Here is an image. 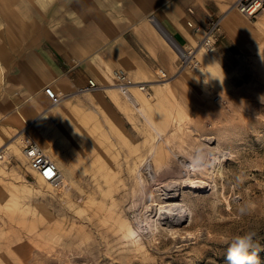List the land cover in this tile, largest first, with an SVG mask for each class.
Masks as SVG:
<instances>
[{
	"label": "rangeland",
	"instance_id": "obj_1",
	"mask_svg": "<svg viewBox=\"0 0 264 264\" xmlns=\"http://www.w3.org/2000/svg\"><path fill=\"white\" fill-rule=\"evenodd\" d=\"M239 15L220 57L200 50L183 70L185 89L156 98L158 68L147 91L131 88L142 112L118 89L109 109L81 102L87 93L67 97L69 123L43 137L56 185L3 147L0 264H227L231 239L249 232L264 247V11ZM33 139L42 146L36 129ZM190 171L200 187H190ZM173 183L183 185L175 202L191 225L157 218Z\"/></svg>",
	"mask_w": 264,
	"mask_h": 264
},
{
	"label": "crops",
	"instance_id": "obj_2",
	"mask_svg": "<svg viewBox=\"0 0 264 264\" xmlns=\"http://www.w3.org/2000/svg\"><path fill=\"white\" fill-rule=\"evenodd\" d=\"M235 1L0 0V147L27 126L32 138L36 129L47 151L51 144L43 137L69 123L65 112L72 99L52 107L47 90L73 93L91 78L107 91L84 94L80 101L109 109V92H117L108 83L114 70L152 82L157 68L170 78L150 85L156 98L185 89V71L162 29L178 44L194 46L202 31L194 33L187 21L202 26L208 17L224 15L227 38L215 49L220 57L242 21L230 9Z\"/></svg>",
	"mask_w": 264,
	"mask_h": 264
},
{
	"label": "built area",
	"instance_id": "obj_3",
	"mask_svg": "<svg viewBox=\"0 0 264 264\" xmlns=\"http://www.w3.org/2000/svg\"><path fill=\"white\" fill-rule=\"evenodd\" d=\"M230 7L239 12L244 17L252 19L262 11H264V0H236ZM188 10L190 13L192 12V9ZM221 19V15L210 16L205 20V23L202 26L194 25L192 21H187L188 26L192 28L194 33L202 31V35L197 40L194 46H185L177 43L176 46L188 52L190 56L188 60H185V58L178 56L179 69H183L184 67L186 68L192 63L193 65H196L197 59L195 57L196 55H194L193 53V50L198 46L202 47L201 50L209 53L213 52L216 49V44L220 40L224 32ZM155 76V80L157 81H164L170 78V76H168L167 73L161 68H158V70H156ZM111 80V83L118 86L119 91L123 95L129 94L132 87L147 91V82L135 81L123 69L114 70L111 74ZM103 85L104 84H99L94 79L90 78L85 84L78 86L73 93L54 94L48 90L47 92L51 99V106H55L61 103L67 97L103 90ZM214 99L218 100V97H215ZM21 134L22 135L19 143L27 160L28 171L37 180H41L52 185H56L57 183H59L60 170L56 162L48 157L39 142L33 139L27 131L21 130ZM0 160H2L1 155Z\"/></svg>",
	"mask_w": 264,
	"mask_h": 264
},
{
	"label": "bare ground",
	"instance_id": "obj_4",
	"mask_svg": "<svg viewBox=\"0 0 264 264\" xmlns=\"http://www.w3.org/2000/svg\"><path fill=\"white\" fill-rule=\"evenodd\" d=\"M230 9L233 10V8L230 7ZM236 11V10H235ZM223 17L224 15L222 16V21H223ZM161 28V27H160ZM162 29V28H161ZM162 32L163 34L165 35V38L167 40V42L169 43V45H171L173 51L176 53L177 57L178 56H181L182 58H185V60H188L190 58L188 52H186L185 50L183 49H180L177 45V42L168 35V33L166 31H164L162 29ZM202 49V47H197L193 50V53L194 55H196L200 50ZM194 57V56H193ZM185 69V67L183 68ZM183 69H180V70H183ZM111 87L113 85V87H115L116 89H118V86H116L115 84H110ZM106 86V85H103V87ZM102 87V88H103ZM119 90V89H118ZM127 95V98L133 103V105L140 111V108L139 106H137V104L134 102V98L133 96L131 95V93L129 94H125ZM22 130H25L27 131V126H25ZM22 135L21 134V131L18 132L16 135ZM17 136L16 138V142L15 143H10V144H3V146L0 147V155L2 157V159L5 158V154L3 153V147L5 149H8V153L7 155H9L10 153L11 154H21L25 157L23 151H22V148L20 145H18V142L21 138V136ZM46 152V151H45ZM9 158V157H8ZM26 158V157H25ZM6 159V158H5ZM8 160V159H7ZM145 161V160H144ZM57 164V163H56ZM151 164V163H150ZM58 165V164H57ZM150 166V165H149ZM152 168V167H151ZM150 168V169H151ZM152 170V169H151ZM153 172V170H152ZM192 175H195V173L192 171H190L189 173H187V182L189 183L190 187H200L202 185V183H204L203 180L201 179H197L194 177H192ZM182 181V180H181ZM185 181V180H183ZM173 184H176V183H173ZM182 184V183H181ZM166 185V184H165ZM168 185V184H167ZM164 186V185H162ZM182 188H183V185H179L176 184L174 186H167L164 188L165 192H164V196H165V201L164 202H161L159 203V215H158V219H160V222L168 225V226H171V227H178L182 222H184L185 220H189L190 221V225L192 223V219L190 217H186L185 216V213L183 212V209L181 208L183 204H180L178 202H175V200H177V198L179 197V195L181 194V191H182ZM161 189V188H160ZM162 190V189H161ZM163 190V191H164ZM163 195V194H162ZM163 196V197H164ZM184 206V205H183ZM145 218H143V221H144ZM159 227V226H158ZM158 231H162V230H158ZM171 233V232H170ZM178 233L180 235V231L179 230H176L175 231V234ZM177 234V235H178ZM176 235V237L178 238V236ZM180 239V238H179Z\"/></svg>",
	"mask_w": 264,
	"mask_h": 264
},
{
	"label": "clouds",
	"instance_id": "obj_5",
	"mask_svg": "<svg viewBox=\"0 0 264 264\" xmlns=\"http://www.w3.org/2000/svg\"><path fill=\"white\" fill-rule=\"evenodd\" d=\"M203 156L200 149L196 150V155L192 163L199 165L202 162ZM250 206H242L239 209L241 216L248 214ZM256 233L249 232L243 235H237L231 239L228 244L226 262L227 264H260L259 252L264 251L254 237Z\"/></svg>",
	"mask_w": 264,
	"mask_h": 264
}]
</instances>
